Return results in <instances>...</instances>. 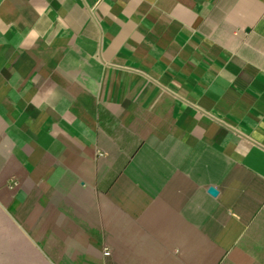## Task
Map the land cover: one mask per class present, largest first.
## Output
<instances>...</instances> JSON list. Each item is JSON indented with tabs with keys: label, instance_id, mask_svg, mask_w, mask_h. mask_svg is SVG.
I'll return each instance as SVG.
<instances>
[{
	"label": "crops",
	"instance_id": "obj_1",
	"mask_svg": "<svg viewBox=\"0 0 264 264\" xmlns=\"http://www.w3.org/2000/svg\"><path fill=\"white\" fill-rule=\"evenodd\" d=\"M0 264H264V0H0Z\"/></svg>",
	"mask_w": 264,
	"mask_h": 264
},
{
	"label": "water",
	"instance_id": "obj_2",
	"mask_svg": "<svg viewBox=\"0 0 264 264\" xmlns=\"http://www.w3.org/2000/svg\"><path fill=\"white\" fill-rule=\"evenodd\" d=\"M209 192H210L211 194L215 195V194H217V189L214 188V187H210V188H209Z\"/></svg>",
	"mask_w": 264,
	"mask_h": 264
}]
</instances>
